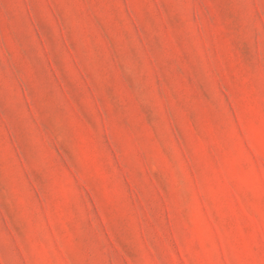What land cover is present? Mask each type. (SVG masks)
Returning a JSON list of instances; mask_svg holds the SVG:
<instances>
[{"label": "rangeland", "instance_id": "374dc122", "mask_svg": "<svg viewBox=\"0 0 264 264\" xmlns=\"http://www.w3.org/2000/svg\"><path fill=\"white\" fill-rule=\"evenodd\" d=\"M0 264H264V0H0Z\"/></svg>", "mask_w": 264, "mask_h": 264}]
</instances>
